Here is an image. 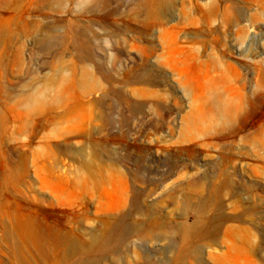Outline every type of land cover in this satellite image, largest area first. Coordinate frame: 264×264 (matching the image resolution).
I'll return each instance as SVG.
<instances>
[{
    "label": "rangeland",
    "instance_id": "374dc122",
    "mask_svg": "<svg viewBox=\"0 0 264 264\" xmlns=\"http://www.w3.org/2000/svg\"><path fill=\"white\" fill-rule=\"evenodd\" d=\"M0 264H264V0H0Z\"/></svg>",
    "mask_w": 264,
    "mask_h": 264
}]
</instances>
